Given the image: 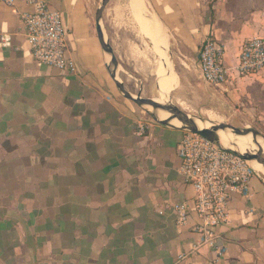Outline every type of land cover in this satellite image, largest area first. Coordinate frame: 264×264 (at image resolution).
<instances>
[{
	"label": "crops",
	"instance_id": "1",
	"mask_svg": "<svg viewBox=\"0 0 264 264\" xmlns=\"http://www.w3.org/2000/svg\"><path fill=\"white\" fill-rule=\"evenodd\" d=\"M47 1L69 30L76 74L34 61L22 19L30 5L0 4V37L13 43L0 38V264H264L262 178L250 202L234 195L230 222L218 229L224 251L201 245L194 190L180 172L185 131L148 120L136 132L138 105L120 94L98 38L102 0ZM145 5L203 84L241 106L245 126L264 125V69L215 86L199 68L208 37L230 67L245 41L264 38V0ZM181 202L190 204L185 225L175 214Z\"/></svg>",
	"mask_w": 264,
	"mask_h": 264
},
{
	"label": "built area",
	"instance_id": "2",
	"mask_svg": "<svg viewBox=\"0 0 264 264\" xmlns=\"http://www.w3.org/2000/svg\"><path fill=\"white\" fill-rule=\"evenodd\" d=\"M20 1L32 8L23 13L22 19L34 61L76 74L78 65L69 55V30L64 25L62 13L53 10L47 0H0V4L13 7ZM0 38L3 47L13 45L11 34L4 33ZM199 68L203 79L215 86L257 73L264 69V38L254 37L245 41L238 64L230 67L225 63L222 46L208 37L199 50ZM148 126L149 122L140 118L136 121V132L144 135ZM178 155L184 181L194 190L193 206L198 223L193 229L200 235L201 245L222 253L225 246L219 243L218 229L230 222L234 195L251 201L252 181L258 173L247 160L218 147L198 133L185 131L178 145ZM175 214L179 224H187L191 216L190 204L178 203Z\"/></svg>",
	"mask_w": 264,
	"mask_h": 264
},
{
	"label": "rangeland",
	"instance_id": "3",
	"mask_svg": "<svg viewBox=\"0 0 264 264\" xmlns=\"http://www.w3.org/2000/svg\"><path fill=\"white\" fill-rule=\"evenodd\" d=\"M127 3V0H111L103 15L105 21L102 22L104 31L115 50L119 62L118 76L124 82L126 89L132 94L138 95L140 93L144 98L163 99L164 96L158 87L157 54L153 51L154 47L151 41L139 31L138 24L134 25L136 20L133 21V15ZM146 7L148 12L152 14L148 5ZM114 8L115 10H113ZM124 18L126 20H123ZM166 55L169 57L171 55L170 60L172 61L175 59L173 65L178 75V84L170 91L167 97H164L166 99L165 103L176 105L182 111L201 122L211 125L213 123H226L240 128H254L264 135V125L254 121L250 126H245L241 106L233 107L228 102L219 100L220 98L216 97L219 89L207 87L203 84L198 71L195 70L192 64L184 63L183 55L179 53L171 37L170 41H168ZM154 57L157 58L154 59ZM167 63L168 68L171 70L168 61ZM138 111L144 120L147 119L145 121L154 120L144 108L138 106ZM260 141L264 143L261 138ZM251 142L252 145H249L248 149L254 151L255 149L253 148H257V145L254 143L253 138ZM260 174L264 178V173L260 172Z\"/></svg>",
	"mask_w": 264,
	"mask_h": 264
},
{
	"label": "water",
	"instance_id": "4",
	"mask_svg": "<svg viewBox=\"0 0 264 264\" xmlns=\"http://www.w3.org/2000/svg\"><path fill=\"white\" fill-rule=\"evenodd\" d=\"M110 1L111 0H102L98 8V11L96 13V27H97L98 38L101 43V46L109 57V61H110L109 69H110L111 77L115 82L116 87L118 88L121 95L126 99H129L130 101L134 102L136 105L144 108L155 121L159 122L162 125L170 126V127H178L184 131L201 134L206 138H208L209 140H211L218 147L231 151L237 154L238 156H240L241 158L247 160L254 168L255 166L252 163L254 160L264 164V151L262 150V144L260 143L261 142L260 138L264 141V135L259 130L248 127L240 128L226 123L225 124L213 123L210 128H200L196 118L191 117L189 114L182 111L176 105L172 103L160 102L152 98H144L140 93L138 95H134L126 89L124 82L118 76V71L120 66L117 56L115 54V50L112 44L110 43V40L107 38L106 32L104 31V28L102 26L103 14ZM127 1H128L127 5L128 4L130 5L131 0H127ZM153 47L155 46L153 45ZM161 49L167 53V47H162ZM170 57L172 56L170 55ZM170 57L168 56L166 57L171 68V70L168 68V72L166 74L168 76L171 73L175 74L173 61L170 60ZM158 59H160V56H158ZM158 111H164L169 113L170 114L169 120L160 119L157 115ZM174 119H178L182 123V125L181 126L174 125L172 123V120ZM221 131L228 132L236 136H247V137L251 136L253 138L254 143L257 145L258 149L247 153H240L233 149L227 148L223 146L221 143L220 135H219ZM256 172L258 173V177L262 178V180L264 181V178L260 174V172L257 170Z\"/></svg>",
	"mask_w": 264,
	"mask_h": 264
},
{
	"label": "bare ground",
	"instance_id": "5",
	"mask_svg": "<svg viewBox=\"0 0 264 264\" xmlns=\"http://www.w3.org/2000/svg\"><path fill=\"white\" fill-rule=\"evenodd\" d=\"M145 4H146V0H131L130 11L132 12V15H133V17H132L133 21L136 20L135 21L136 23L135 24L133 23V24L134 25L138 24V26L140 28L139 31H141V34H143L146 38H148L153 43V45L155 46L154 50H153L154 53L157 54L158 56H160V59H158V62H157L158 63V68H157L158 87H159L161 94L164 97L165 96L167 97L168 94L170 93V91L174 87H176L178 84V79H177V76L175 74H170L169 76L166 75L168 72V63H167V59H166L167 55H166V52L164 50H162L161 48L167 47V45H168V32L165 29V27L163 26V24L159 21L158 17L154 13L150 14L148 12ZM115 8H116V6H115ZM115 8L113 10H115ZM126 12H127V10H126ZM123 20H126V19L124 18ZM127 21H128V18H127ZM133 24H131V25L133 26ZM122 25H123V23H122ZM138 57L140 58V56H138ZM155 58H157V57H154V59ZM164 97H163V99L160 98V100H158V101L164 102L166 100V99H164ZM157 115L160 119H164V120H169V118H170V114L167 112H164V111H158ZM172 123L174 125H177V126L182 125V123L178 119L172 120ZM197 123H198L200 128H210L212 126L211 124L204 123V122H201L198 120H197ZM219 135H220V140H221V143L223 146L230 148V149H233L235 151H238L240 153H247L250 151L248 149L249 148L248 146L252 145V142H251L252 137L251 136H248V137L247 136L246 137L245 136H236V135H233L231 133L224 132V131H221ZM260 143L262 144V150L264 151V143H262V142H260ZM257 148H253V149L257 150ZM252 163L255 166L257 171L264 173V164L263 163L258 162L256 160H254Z\"/></svg>",
	"mask_w": 264,
	"mask_h": 264
}]
</instances>
